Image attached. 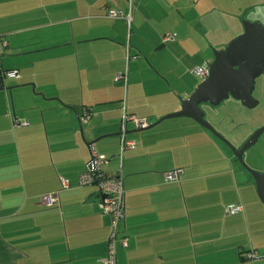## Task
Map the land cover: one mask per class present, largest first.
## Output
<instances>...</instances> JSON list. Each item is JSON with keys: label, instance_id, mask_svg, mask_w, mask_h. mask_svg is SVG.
Masks as SVG:
<instances>
[{"label": "crops", "instance_id": "obj_1", "mask_svg": "<svg viewBox=\"0 0 264 264\" xmlns=\"http://www.w3.org/2000/svg\"><path fill=\"white\" fill-rule=\"evenodd\" d=\"M109 9L131 13L130 23ZM167 9L161 0L131 9L127 0H0V66L19 74L0 90V264H103L111 218L96 184H79L90 145L107 174L122 169L128 245H118L117 264H264V207L209 130L176 117L126 132L137 127L129 120L124 138L135 147L120 157L123 112L154 122L178 111L200 82L191 67L223 47H212L206 12L187 20ZM169 31L177 38L163 42ZM55 191L59 202L45 205ZM232 204L239 213L225 212Z\"/></svg>", "mask_w": 264, "mask_h": 264}, {"label": "water", "instance_id": "obj_2", "mask_svg": "<svg viewBox=\"0 0 264 264\" xmlns=\"http://www.w3.org/2000/svg\"><path fill=\"white\" fill-rule=\"evenodd\" d=\"M213 57L208 66V75L196 86L194 92L182 101L181 108L164 115L146 127H136L126 132L147 130L167 118L188 117L209 130L229 147L233 156L242 161L240 153L256 140V133L241 149L228 143L204 118L202 104L218 106L229 97L240 100L247 107H253L251 95L254 80L264 66V25L259 21H242V32L230 40L222 49L212 50ZM5 89L0 87V90ZM126 134V133H125ZM254 178L256 193L264 207V173L248 169Z\"/></svg>", "mask_w": 264, "mask_h": 264}, {"label": "built area", "instance_id": "obj_3", "mask_svg": "<svg viewBox=\"0 0 264 264\" xmlns=\"http://www.w3.org/2000/svg\"><path fill=\"white\" fill-rule=\"evenodd\" d=\"M129 9H131L132 0H127ZM106 16L110 18H125L128 23L131 21V13L123 14L119 10L109 9L106 11ZM176 37L175 33H168L162 37L163 42L174 40ZM8 43L6 38L0 35V56L4 53ZM196 76L204 79L208 75V66H197L192 70ZM19 74L16 69H3L0 66V87L4 86V82L8 78H18ZM115 79H122L126 81V73H118ZM124 108V107H123ZM91 109H81L79 120L82 123H87L90 119ZM133 121L137 127H146L151 122L146 118H136L132 115H128L125 111L121 116V132H120V157L122 152L126 148H134L135 142L126 140L124 133L126 131V123ZM90 159L86 163L84 170L81 172L79 177V184H96L99 193L100 201L99 207L101 211L111 218L110 232L107 241V252L103 258V264H117V247L121 245L123 247L128 245L127 237L120 231V223L125 218V190L123 187V174L121 166L119 172L116 175L107 174L103 165L107 162L104 155L98 154L94 147L90 145ZM181 173L180 169L169 171L164 173L165 180H176L179 178ZM62 188H67L69 184L66 180L61 179ZM58 191L47 193L42 195V200L47 206L56 205L59 202ZM241 210V206L238 204L228 205L225 208L227 214H237ZM254 254L247 253L248 258H252Z\"/></svg>", "mask_w": 264, "mask_h": 264}, {"label": "flooded vegetation", "instance_id": "obj_4", "mask_svg": "<svg viewBox=\"0 0 264 264\" xmlns=\"http://www.w3.org/2000/svg\"><path fill=\"white\" fill-rule=\"evenodd\" d=\"M251 95L254 100L249 103H255L253 107L229 97L218 106L202 104L201 108L213 129L238 150L256 133V140L250 147L237 151L241 152L242 161L232 154L239 171L254 183L248 169L264 173V66L254 80Z\"/></svg>", "mask_w": 264, "mask_h": 264}, {"label": "rangeland", "instance_id": "obj_5", "mask_svg": "<svg viewBox=\"0 0 264 264\" xmlns=\"http://www.w3.org/2000/svg\"><path fill=\"white\" fill-rule=\"evenodd\" d=\"M167 10L184 15L193 20L206 12L202 22L209 27L213 48H220L242 32V21H260L264 25V0H161ZM169 33H173L169 31ZM168 34V33H167ZM177 38V37H176ZM212 48V49H213ZM213 56V54H212ZM195 66H192L190 73ZM196 79H202L196 76ZM256 113V111H255ZM252 115H255L254 113ZM251 115V116H252ZM238 166V165H237ZM238 169L240 167L238 166ZM257 195V193H256Z\"/></svg>", "mask_w": 264, "mask_h": 264}]
</instances>
